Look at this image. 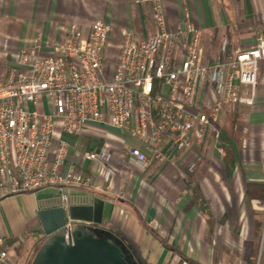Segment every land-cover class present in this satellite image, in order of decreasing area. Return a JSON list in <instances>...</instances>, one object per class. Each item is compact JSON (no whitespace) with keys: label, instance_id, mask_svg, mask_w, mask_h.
I'll use <instances>...</instances> for the list:
<instances>
[{"label":"crops","instance_id":"1","mask_svg":"<svg viewBox=\"0 0 264 264\" xmlns=\"http://www.w3.org/2000/svg\"><path fill=\"white\" fill-rule=\"evenodd\" d=\"M163 1L170 28L180 26L189 14L203 29V45L211 61L227 40L231 51L252 47L264 26V0ZM98 17L112 26L107 52L113 59L124 28L133 27L143 37L154 32L149 1L0 0V65L3 69L19 67L22 51L32 47L39 55H49L67 37L72 23L88 33ZM263 65L264 61L259 78ZM243 90L248 92L249 87ZM217 126L222 133L216 142L207 135L194 149L173 151L169 161H155L145 169L122 153L110 179L101 175L98 163L84 157L87 151L100 150L104 139L75 136L73 144L68 142L69 162L94 174L105 191L69 188L70 205L101 198L104 222L121 231L147 264H264V77L258 82L255 103L225 104ZM109 130L118 142L146 147L139 139ZM227 145L233 161H227ZM201 147L207 150V159L187 175L188 159ZM216 147L218 151L222 147L225 156L217 159ZM194 187L199 189L200 202ZM45 193H51L50 189ZM37 195L28 192L2 203L0 232L7 240L40 227L38 210L60 203L58 197L45 198L44 203L37 197L29 205L27 197ZM34 219L39 225L27 229ZM93 225L86 223L90 228ZM13 248L17 249L18 243ZM9 255L15 264L30 260V252L16 258Z\"/></svg>","mask_w":264,"mask_h":264},{"label":"built area","instance_id":"2","mask_svg":"<svg viewBox=\"0 0 264 264\" xmlns=\"http://www.w3.org/2000/svg\"><path fill=\"white\" fill-rule=\"evenodd\" d=\"M139 1L151 3L154 32L143 37L124 28L114 59L107 52L112 26L98 17L88 33L72 23L49 55L32 47L22 51L19 67L0 65V207L9 197L56 188L67 210L69 188L105 191L94 174L69 162L61 133L104 139L100 150L84 157L110 179L122 153L144 169L169 161L173 151L194 149L210 133L221 136L217 123L225 104L255 103L264 26L252 47L231 51L227 40L211 61L204 31L189 14L172 29L163 0ZM109 129L146 147L118 142ZM219 151L225 156L222 147ZM79 224L67 219L66 240ZM6 242L0 232V264H15Z\"/></svg>","mask_w":264,"mask_h":264},{"label":"water","instance_id":"3","mask_svg":"<svg viewBox=\"0 0 264 264\" xmlns=\"http://www.w3.org/2000/svg\"><path fill=\"white\" fill-rule=\"evenodd\" d=\"M39 193V199L52 197ZM38 219L46 236L31 264H130L121 247L112 238L98 237L88 224L104 222V201L95 197L89 204H71L66 210L57 206L38 210ZM81 222L66 240L63 227L67 219Z\"/></svg>","mask_w":264,"mask_h":264},{"label":"trees","instance_id":"4","mask_svg":"<svg viewBox=\"0 0 264 264\" xmlns=\"http://www.w3.org/2000/svg\"><path fill=\"white\" fill-rule=\"evenodd\" d=\"M227 161H233L234 160V154L228 148L227 145ZM194 195L197 198V200L200 202V194H199V189L198 187H194ZM206 209V207H204ZM91 230L98 236H108L115 240L117 244L121 247L123 250L126 259L130 262V264H147L139 256V253L137 252V249L132 246L130 243H128L125 240V237L123 236L121 231L113 229L109 224L106 222H103L101 225H96L94 224L91 228ZM46 236L44 234V231L42 227H36L32 230H29L27 232H24L22 237L20 238H10L6 242V247L10 246L11 244L18 243V250H20V255H24L25 252H30V260L28 264H31L34 256L36 255L38 249L44 242ZM122 242L125 243L122 244Z\"/></svg>","mask_w":264,"mask_h":264},{"label":"rangeland","instance_id":"5","mask_svg":"<svg viewBox=\"0 0 264 264\" xmlns=\"http://www.w3.org/2000/svg\"><path fill=\"white\" fill-rule=\"evenodd\" d=\"M264 77V65H263V73H262V75H261V78H259V81H260V79H262ZM209 137H211L215 142H216V140H217V138H216V136L215 135H213V133H210L209 134ZM63 138L67 141V142H69L70 144H73V142L75 141V139H76V137L74 136V135H70V134H67V133H64L63 134ZM96 138V137H95ZM95 138H93L94 140H96ZM130 138H134V139H138V138H136V137H132V136H130ZM98 139V138H97ZM99 140V139H98ZM98 140H96V141H98ZM207 140V138L204 140V142ZM143 145L142 144H140V146L139 147H141V148H144V147H142ZM219 146V145H218ZM203 147V146H202ZM202 147L201 148H199V149H196L195 150V154L190 158V159H188V166H187V169H185L186 170V173H187V175L190 173H194V172H196L197 171V169H198V165L201 163V161H203L204 159H207V150H205V149H202ZM216 149V150H215ZM214 154H215V156H216V158L218 159V158H221V157H223V155L220 153V151H218V149H217V147L216 148H214ZM50 191H51V193L53 194V196L52 197H50V198H46V199H56L57 197L59 198V190L58 189H56V188H52V189H50ZM37 197H38V195L36 196V197H31V198H28L27 197V201H28V204L29 205H33V203H34V201L35 200H37ZM33 199H34V201H33ZM40 200H42V202L44 203L45 202V199H40ZM1 216H2V214L0 213V223L1 224H3V219H1ZM5 219H6V217H4ZM39 225V222H38V219H34V220H32L29 224H28V226H27V229H31L32 227H36V226H38ZM9 239V238H8ZM13 245L14 244H12V245H10V246H7L6 248H7V250L9 251V253L11 254V255H14L15 256V258L16 257H18V256H20V250H18V249H15V248H13Z\"/></svg>","mask_w":264,"mask_h":264}]
</instances>
